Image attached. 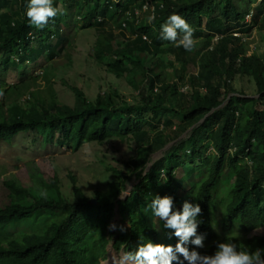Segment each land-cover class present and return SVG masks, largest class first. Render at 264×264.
Instances as JSON below:
<instances>
[{
    "label": "trees",
    "instance_id": "trees-1",
    "mask_svg": "<svg viewBox=\"0 0 264 264\" xmlns=\"http://www.w3.org/2000/svg\"><path fill=\"white\" fill-rule=\"evenodd\" d=\"M255 1L153 0L148 6L149 0H54L57 16L38 29L26 17L27 0H0V71L19 77L0 81L7 87L0 93V144L30 133L43 138V148L74 153L116 138L137 149L124 169L102 160L105 188L98 185L90 194L72 174V190L65 192L58 174L47 179L36 168L31 187L14 177L5 180L9 201L0 205V264H101L116 235V249L135 251L148 240L175 245L178 238H168L171 230L149 208L156 195L175 196L180 208L181 199L201 205L202 254H213L215 242L225 238L253 251L264 247V233H257L264 228V59L250 53L244 39L264 27V0L253 6ZM173 13L186 19L194 40H203L200 49L186 51L161 38L160 26ZM73 24L76 31L98 30L96 60L129 82L136 103L116 90L91 100L72 86L75 104H60L50 81L48 97L32 90L38 77L28 79L27 70L39 66L47 75L43 67L69 54L67 28ZM109 26L119 30L122 43L114 44ZM167 51L181 68L162 57ZM189 63L199 72L190 73ZM245 78L253 92L235 85ZM183 83L189 87L184 91ZM169 113L183 119L174 129ZM186 133L189 138L121 198L154 152ZM117 212L128 229L111 228Z\"/></svg>",
    "mask_w": 264,
    "mask_h": 264
},
{
    "label": "rangeland",
    "instance_id": "rangeland-1",
    "mask_svg": "<svg viewBox=\"0 0 264 264\" xmlns=\"http://www.w3.org/2000/svg\"><path fill=\"white\" fill-rule=\"evenodd\" d=\"M259 3L260 0H256L253 6ZM251 18V15L248 16V21H251ZM109 28L115 32L116 38L118 39V41H114V44L115 42L122 43L123 40L119 30L112 26H109ZM76 29L75 24L67 28V34L69 35L70 33L71 39H73L70 53L61 55L56 60V63L50 65L49 68L43 67L47 75L42 73L39 66L33 69V71L27 70L26 74L28 79L32 76L38 77L36 83H33L32 90L39 91L42 95L48 97L49 83L51 82L60 104L71 106L76 102L75 94L71 89L72 86L82 89L91 100H95L100 93L116 90L128 99V101L136 103L138 101L136 97L137 92L133 90L129 82L125 78H118L116 75L108 72L106 65L99 64L96 60L94 47L97 38L100 37L98 30L88 29L76 31ZM109 36L111 37L112 34ZM244 39L249 48V52H255L264 59V27H255L250 35L244 36ZM194 45L195 50L200 49L203 46V40H194ZM162 57L166 61H175L176 66L181 68L182 63L176 60L174 52L167 51ZM32 67H35V65ZM30 69L32 70L31 67ZM188 69L190 73H198L199 65L189 63ZM23 70L24 68L21 67V71ZM171 70L169 68V71ZM0 81L19 82V77L16 72L6 73L0 71ZM235 85L239 89H244L246 92L254 91V85L248 78L237 79ZM187 86L183 83V91L189 88ZM6 91L7 87L1 83L0 93ZM168 116L173 122V129L183 122L180 116L173 113H169ZM166 131L169 132L170 129ZM189 136L190 134L186 133L178 139L179 141L169 144L160 151H155L151 157L150 164L146 165L143 171L138 174V179L135 178L128 183V187L121 198H126L130 194L133 185L136 184L134 182L141 181V176L145 175L151 169L153 163L166 156L169 152L174 151ZM42 141L43 138L40 135L29 133L16 136L11 143L4 142L0 144V205H4L9 201L7 189L4 187L5 180L14 177L23 186L31 187L34 184V179L31 178L36 176L32 173L33 168H36L38 173L40 172L47 179L54 178L58 174L65 192L72 190V181L69 177L72 174L77 178V182L82 189L90 194L95 188L99 187L98 185L105 188L104 173L106 172V167L103 165L102 160H106L108 164L119 169H124L126 161L135 157L137 154L136 146L133 143L118 138L103 145L96 143L86 144L76 153L62 149L57 145H47V147L43 148ZM177 173L178 176H181L183 174L182 168H179ZM109 176L111 180L114 178L113 174ZM223 189L226 190V187ZM185 200L182 201L181 199L180 203L183 204ZM112 225H115V228ZM112 225L111 228L113 230H117L122 226L128 229L129 222L123 221L121 216H116ZM240 233L245 234L243 231ZM257 233L263 234L264 228L258 230ZM114 239L115 237L111 238V244ZM109 249L110 253L108 258L103 260L102 264H111V258L121 253V251L114 253L111 247Z\"/></svg>",
    "mask_w": 264,
    "mask_h": 264
},
{
    "label": "clouds",
    "instance_id": "clouds-1",
    "mask_svg": "<svg viewBox=\"0 0 264 264\" xmlns=\"http://www.w3.org/2000/svg\"><path fill=\"white\" fill-rule=\"evenodd\" d=\"M53 5L54 0H27L26 17L30 24L43 29L49 20L58 14L59 9ZM160 32L163 40L173 42L177 47L182 46L186 51H191L194 47L193 29L186 19L177 13L167 18L160 26ZM149 208L153 216L162 222L163 229L171 230L167 233L168 238H178L176 244L148 240L140 242L135 251H128L125 246L121 249L115 248L116 235L112 244L110 240L107 257L103 260L108 258L111 247L114 253L121 251L111 258V264H264V247H258L253 251L248 247H239L236 240L228 238L215 242L213 254H202L198 251L205 247L206 239L205 234L198 232L201 225L198 218L202 213L199 203L185 200L180 208L177 206L175 196L156 195L151 200ZM112 227L115 228V225Z\"/></svg>",
    "mask_w": 264,
    "mask_h": 264
},
{
    "label": "built area",
    "instance_id": "built-area-1",
    "mask_svg": "<svg viewBox=\"0 0 264 264\" xmlns=\"http://www.w3.org/2000/svg\"><path fill=\"white\" fill-rule=\"evenodd\" d=\"M149 2H150V4H149L148 6L151 5V3L153 2V0H149ZM148 6L146 5V6L144 7V9H148ZM137 14H138V15H141V12L138 11Z\"/></svg>",
    "mask_w": 264,
    "mask_h": 264
},
{
    "label": "water",
    "instance_id": "water-1",
    "mask_svg": "<svg viewBox=\"0 0 264 264\" xmlns=\"http://www.w3.org/2000/svg\"><path fill=\"white\" fill-rule=\"evenodd\" d=\"M193 130V129H192ZM120 214H119V212H117V216H119Z\"/></svg>",
    "mask_w": 264,
    "mask_h": 264
}]
</instances>
